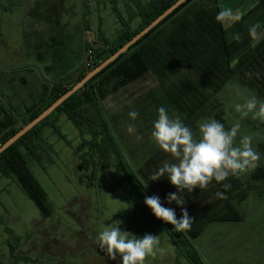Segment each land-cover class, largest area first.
Returning a JSON list of instances; mask_svg holds the SVG:
<instances>
[{
  "label": "rangeland",
  "instance_id": "374dc122",
  "mask_svg": "<svg viewBox=\"0 0 264 264\" xmlns=\"http://www.w3.org/2000/svg\"><path fill=\"white\" fill-rule=\"evenodd\" d=\"M193 1L195 4L191 8L212 4L205 0ZM256 1H220L219 13H232L231 18L222 20L224 28L230 27L236 20L234 17H239ZM22 2L24 0H0V104L16 112L23 110L17 117L18 124L27 116V107L40 96L35 95L36 86L42 91L44 84L65 83L76 75L72 70L60 79L53 77L54 71L50 72V67L47 69L52 64V57L47 55L45 60L36 57L38 52L45 55L38 36L46 37L52 30L49 26L47 32H43L42 24L37 27L32 20L45 19L50 24L49 13L57 5L63 8L59 21L62 26L64 24L62 29L72 35L71 43L67 42L66 46L76 65L80 59L77 26L83 23V37L89 30L96 38L92 43L83 39L80 51L83 56L87 48L93 49L96 56L103 51L106 53L122 29L113 7L124 22L135 28L141 22L137 15L138 5L146 0H26V17L21 9L24 8ZM85 5L88 6V14L84 10ZM24 25L28 28L25 34ZM36 28L37 35L30 33ZM262 35L264 31L259 37ZM19 64L14 69L21 71L27 80L22 78L24 83L16 81L13 86H5V78L8 80L9 77H4V72ZM169 70L176 72L169 73L164 81L159 82L148 75L102 103V112L110 123L119 149L133 166L142 162L157 146L151 139V131L158 109L165 107L173 118L179 115L166 98L164 89L169 91L172 82L183 75L180 68L177 71L169 65ZM261 74H264V62L259 58L230 77L213 94L203 109L204 114L197 118L192 128L198 137V125L203 120L216 119L226 129L239 121L241 128L237 143L242 136L250 135L253 147L260 154L258 167L234 176L236 184L231 195L239 219L213 220L192 240L205 264H264V121L253 119L251 113L241 119L240 113L235 111V105L243 104L249 97L264 100V77ZM132 110L139 112L135 121L129 117ZM128 124H135V134L127 132ZM56 125L65 139L44 125L43 139L39 142L40 157H29L30 169L46 193L49 215L41 214L13 177L0 174V264H122L119 255L116 260H111L96 243L98 233L105 226L122 221L118 219V213L131 203L126 198L128 184H116L121 175L120 166L110 154L107 162L97 170L95 179L88 181L75 149L81 140L80 130L63 113L57 115ZM136 135L142 139L137 140ZM82 136L88 139L90 134L83 131ZM119 227L121 231L134 235V230L128 229L123 221ZM158 237L160 251L155 258L149 257L145 264H187L186 257L177 254L167 233Z\"/></svg>",
  "mask_w": 264,
  "mask_h": 264
},
{
  "label": "trees",
  "instance_id": "16d2710c",
  "mask_svg": "<svg viewBox=\"0 0 264 264\" xmlns=\"http://www.w3.org/2000/svg\"><path fill=\"white\" fill-rule=\"evenodd\" d=\"M174 1L146 0L144 4L138 5L137 15L140 16L141 22L135 28L124 22L116 7H113L122 29L106 53L103 51L88 61L84 54L83 70L74 77L65 83L56 81L50 86L44 84L38 100L27 107L28 114L21 120V124L17 123V117L20 115L18 112L6 109L0 104V144L71 87L88 69L114 52ZM205 1L212 4L191 8L195 1L182 2L125 52L0 153V174L13 177L42 215H49L50 209L47 206L46 193L30 169L29 157H40L39 142L43 139L44 125H48L64 138L56 125L57 115L63 113L80 130L81 140L75 149L80 167L86 172L88 181L95 179L97 170L107 162L110 154L119 164L121 175L116 184H128L126 198L131 203L118 213V219H121L128 229H133L137 237L167 233L175 245L177 254L184 255L187 264H205L192 240L213 220L239 219L231 195L233 185L236 184L234 176L223 182L213 180L207 189L197 188L191 193L185 190L184 207L194 221L190 231L175 232L171 224L157 219L144 203L146 197L159 196L162 205L173 208L177 219L181 218V206L175 202L169 204L166 199L169 193H178V189L167 177L157 181L148 179L164 162L172 163L175 162L174 159L156 146L142 162L131 165L119 149L110 123L102 112L105 99L126 90L133 82L148 75L154 76L159 82L164 81L169 73L176 72L169 70L170 65L177 71L180 68L183 76L172 82L169 91L163 88L166 98L181 116L183 123L192 129L197 118L204 114L203 109L213 94L221 89L230 77L259 58L264 62V35L259 37L264 31V0H257L228 28H224L222 20H217L218 6L222 0ZM253 26H256L255 37L249 34V29ZM237 34L241 38L239 41L234 38ZM231 62H234L232 66ZM261 76L264 77V74ZM83 131L90 134L88 139L82 136ZM223 183L231 184V189L226 193L227 199L216 197L217 192H224ZM114 187L115 184L112 188Z\"/></svg>",
  "mask_w": 264,
  "mask_h": 264
},
{
  "label": "clouds",
  "instance_id": "9594fccd",
  "mask_svg": "<svg viewBox=\"0 0 264 264\" xmlns=\"http://www.w3.org/2000/svg\"><path fill=\"white\" fill-rule=\"evenodd\" d=\"M232 13L223 11L218 13L217 20L231 18ZM236 16L234 19H239ZM249 34L256 36V26L249 29ZM237 41L241 38L237 34ZM235 111L240 113L241 119L252 114L253 119L264 121V100L249 97L243 104H236ZM139 112H129L131 120L135 121ZM241 124L237 121L230 129L216 119L203 120L198 125V137L193 130L186 126L179 115L170 117L165 107L158 109V117L153 122L151 139L163 152L170 154L175 162H164L148 179L157 181L167 177L170 183L178 189V193H169L167 202H175L181 206L182 215L177 219L173 208L162 205L159 196L146 197L144 203L152 210L157 219L171 224L175 232L190 231L193 217H190L184 207L186 201L184 192L194 189H207L215 180L223 182L230 176H239L259 166L260 154L253 147V137L244 135L237 143V136ZM127 132H137L135 124H128ZM137 140L142 136L136 135ZM147 187V183L145 182ZM224 192H217L219 199H227L226 193L231 189L230 183H223ZM122 221L105 226L96 236V243L106 253L108 258L116 260L119 255L122 264H145L149 257L155 258L160 251L159 237L145 234L142 238L130 232L121 231Z\"/></svg>",
  "mask_w": 264,
  "mask_h": 264
},
{
  "label": "crops",
  "instance_id": "0c3cea01",
  "mask_svg": "<svg viewBox=\"0 0 264 264\" xmlns=\"http://www.w3.org/2000/svg\"><path fill=\"white\" fill-rule=\"evenodd\" d=\"M24 3H26V0H24ZM24 3L22 2L21 6H23L24 8H21V9L23 11V16L26 17L28 8L26 7L27 4H24ZM58 7L59 6L57 5L56 9L51 11V13H49L50 14V24L45 19H44V21L41 19L38 22L35 20H32V21L35 25H37V27H38V25L42 24L41 26L43 28V32H47L49 26H50V29L52 30V32L50 34H47L46 37L42 36V38H41L40 36H38L41 44L43 43L41 45V49L44 50L45 55H43V53H41V52H38L35 55L38 59H41V60H45L47 58V55L52 57V59H53L52 64L47 66V69H48V67H50V69H49V70H51L50 72L54 71L52 76L60 79V78L64 77L65 74L69 71L73 70V73H72L73 75L77 74L80 71V67H82L83 61H84V56L80 52L81 48H82L81 45H82L84 37L82 36L83 35L82 34L83 23H82L81 26H77V30L79 32V39H80L79 40L80 43L78 45V50L80 53L79 54L80 59H78V63L75 65L74 60H72V56L67 51V46H66L67 42L71 43V36L72 35H71V33H66V30L62 29L64 27V24H63V26L61 25V23L59 21V15H60L61 9H63V8L62 7L58 8ZM3 9L5 10L6 7H4ZM84 10L88 14L89 10H88L87 5L84 6ZM40 12H41V10H40ZM46 14H43V15H46ZM87 14H84V15L86 16ZM85 22H87V19ZM70 25H71V27L74 26L71 21H70ZM26 26H27V24H26ZM26 26L24 25L25 29L23 30V34H25L28 30V28ZM70 31H71V28H70ZM30 33L37 35L38 29L37 28L31 29ZM41 39L43 42L41 41ZM23 44L25 45L26 42L25 43L23 42ZM48 52H50V54H47ZM21 64H24V63H21ZM21 64L15 65V66L11 67L8 71L4 72L5 74H3V76L5 75V76L9 77L8 80L6 79L7 77L5 78V80H6V82L4 81L5 86H7V85L13 86L14 82H16V81L24 83L22 78L27 80V77L21 71H19V70L16 71V69H14V68L20 66ZM66 64L68 66H66ZM34 89H35V95H37V94L39 95L41 90H39L38 86H36ZM27 106H25V107H27ZM22 111H20L18 113H21Z\"/></svg>",
  "mask_w": 264,
  "mask_h": 264
},
{
  "label": "water",
  "instance_id": "95a60500",
  "mask_svg": "<svg viewBox=\"0 0 264 264\" xmlns=\"http://www.w3.org/2000/svg\"><path fill=\"white\" fill-rule=\"evenodd\" d=\"M185 0H175L172 4L166 7L160 14H158L154 19L142 27L138 32L133 34L127 41L120 45L114 52L109 54L101 62L91 69H88L85 74L76 81L71 87L66 89L62 94H60L53 102H51L47 107H45L40 113L33 117L28 122L21 125L18 130L8 137L3 143L0 144V153H2L8 146L14 143L23 134L33 128L42 119L49 115L56 107H58L67 97L80 89L89 79H91L96 73L102 70L110 62L115 60L120 54L125 52L132 44H134L138 39H140L144 34H146L150 29H152L158 22H160L169 13L175 10L182 2Z\"/></svg>",
  "mask_w": 264,
  "mask_h": 264
},
{
  "label": "built area",
  "instance_id": "2783aa9c",
  "mask_svg": "<svg viewBox=\"0 0 264 264\" xmlns=\"http://www.w3.org/2000/svg\"><path fill=\"white\" fill-rule=\"evenodd\" d=\"M85 33V38H84V41L85 42H87V43H92L93 41H96L95 39V36L93 35V33L91 32V31H89V30H87V31H85L84 32ZM85 55L87 56L86 57V61H88L89 60V58H91V57H95L94 55H95V53H94V51H93V49H91V48H87L86 50H85Z\"/></svg>",
  "mask_w": 264,
  "mask_h": 264
}]
</instances>
